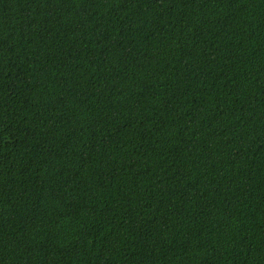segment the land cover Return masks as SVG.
Wrapping results in <instances>:
<instances>
[{"label": "trees", "instance_id": "1", "mask_svg": "<svg viewBox=\"0 0 264 264\" xmlns=\"http://www.w3.org/2000/svg\"><path fill=\"white\" fill-rule=\"evenodd\" d=\"M0 264H264V0H0Z\"/></svg>", "mask_w": 264, "mask_h": 264}]
</instances>
